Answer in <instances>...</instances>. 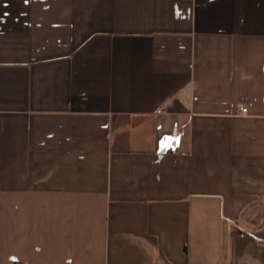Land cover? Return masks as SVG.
I'll use <instances>...</instances> for the list:
<instances>
[{
    "label": "crops",
    "instance_id": "obj_1",
    "mask_svg": "<svg viewBox=\"0 0 264 264\" xmlns=\"http://www.w3.org/2000/svg\"><path fill=\"white\" fill-rule=\"evenodd\" d=\"M157 260L264 264V0H0V264Z\"/></svg>",
    "mask_w": 264,
    "mask_h": 264
},
{
    "label": "built area",
    "instance_id": "obj_2",
    "mask_svg": "<svg viewBox=\"0 0 264 264\" xmlns=\"http://www.w3.org/2000/svg\"><path fill=\"white\" fill-rule=\"evenodd\" d=\"M241 110H242V112H247V107L242 106ZM156 264H161L160 260H157Z\"/></svg>",
    "mask_w": 264,
    "mask_h": 264
},
{
    "label": "snow or ice",
    "instance_id": "obj_3",
    "mask_svg": "<svg viewBox=\"0 0 264 264\" xmlns=\"http://www.w3.org/2000/svg\"><path fill=\"white\" fill-rule=\"evenodd\" d=\"M178 139V138H177Z\"/></svg>",
    "mask_w": 264,
    "mask_h": 264
}]
</instances>
